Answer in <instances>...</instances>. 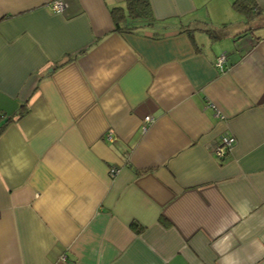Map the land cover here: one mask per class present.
<instances>
[{
    "label": "crops",
    "instance_id": "obj_1",
    "mask_svg": "<svg viewBox=\"0 0 264 264\" xmlns=\"http://www.w3.org/2000/svg\"><path fill=\"white\" fill-rule=\"evenodd\" d=\"M52 1L0 0V264H264V0Z\"/></svg>",
    "mask_w": 264,
    "mask_h": 264
},
{
    "label": "trees",
    "instance_id": "obj_2",
    "mask_svg": "<svg viewBox=\"0 0 264 264\" xmlns=\"http://www.w3.org/2000/svg\"><path fill=\"white\" fill-rule=\"evenodd\" d=\"M233 6L246 14H254L258 12V7L252 3V0H234ZM110 14L114 23V30L118 32H132L142 25H150L154 19L151 5L148 0H124L123 5L113 6ZM189 31V29H186ZM212 38L220 37L213 30H206ZM22 110L19 115L26 112V104H22ZM8 120L0 126V129ZM132 228L137 229L138 222L131 221Z\"/></svg>",
    "mask_w": 264,
    "mask_h": 264
},
{
    "label": "built area",
    "instance_id": "obj_3",
    "mask_svg": "<svg viewBox=\"0 0 264 264\" xmlns=\"http://www.w3.org/2000/svg\"><path fill=\"white\" fill-rule=\"evenodd\" d=\"M51 7L55 11H61L63 8V3L61 0H54V1H52ZM225 57L226 56L224 53H221L218 56H216L215 61H214V64L216 65V67H218L220 69L222 68L223 62L225 61ZM143 120H144V125L142 128L145 129L146 123L150 122L152 119L149 115H146V116H144ZM109 134H110V132H109ZM233 143H234L233 137L224 136V135L221 136L218 145L214 148L215 155L218 157H224L225 155H227L230 152ZM112 172H114V171L112 170Z\"/></svg>",
    "mask_w": 264,
    "mask_h": 264
},
{
    "label": "rangeland",
    "instance_id": "obj_4",
    "mask_svg": "<svg viewBox=\"0 0 264 264\" xmlns=\"http://www.w3.org/2000/svg\"><path fill=\"white\" fill-rule=\"evenodd\" d=\"M259 28V27H258ZM254 30H257V28H254Z\"/></svg>",
    "mask_w": 264,
    "mask_h": 264
}]
</instances>
